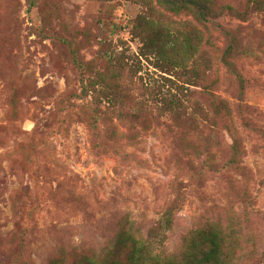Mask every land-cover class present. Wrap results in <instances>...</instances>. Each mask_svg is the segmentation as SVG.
I'll list each match as a JSON object with an SVG mask.
<instances>
[{
  "label": "rangeland",
  "instance_id": "1",
  "mask_svg": "<svg viewBox=\"0 0 264 264\" xmlns=\"http://www.w3.org/2000/svg\"><path fill=\"white\" fill-rule=\"evenodd\" d=\"M144 11L133 0H0V264H49L62 248L101 247L126 221L146 238L164 209L171 225L157 228L158 251L179 250L191 230L220 219L242 235L231 264H264V13L226 11L207 24L208 80L185 84L197 127L157 116V97L139 109L153 78L171 77L140 57L122 107L132 123L113 117L125 133L114 146L86 122L93 95L81 96L88 72L79 65L98 70L100 54L137 55L131 21ZM223 29L237 38L233 69L221 60ZM211 95L228 101L230 116L216 114ZM100 107L110 108L105 99ZM16 230L23 246L11 241Z\"/></svg>",
  "mask_w": 264,
  "mask_h": 264
},
{
  "label": "trees",
  "instance_id": "2",
  "mask_svg": "<svg viewBox=\"0 0 264 264\" xmlns=\"http://www.w3.org/2000/svg\"><path fill=\"white\" fill-rule=\"evenodd\" d=\"M133 1L145 6L144 13H140L131 21L132 33L140 41L138 54L133 57L121 52L100 54L98 60L103 67L98 70L92 69L90 62L79 65L80 69L84 67L88 72L86 80H81V96L90 93L93 95L92 117L86 122L96 137L101 136L108 142L113 139L114 146L118 145L119 137H125V133H119L118 124L114 123L113 117L120 120L121 125L132 123L126 120V111L122 107L123 99L126 98L124 93L131 88L135 76L143 68L140 57L171 77L158 74L159 78H153L159 84L155 91L149 93V88L145 87L140 101L137 102L139 109L149 107L148 102L157 97V116L168 114L178 126L191 124L197 127V120L190 106L193 97L185 84L199 86L208 80L207 70L211 62L207 49L212 42L207 24L226 11L241 19L248 16L250 8L264 13V0H248L244 7L221 0ZM30 6H35V2L30 3ZM157 6L172 15L189 13L192 19L164 17L162 15L165 14ZM222 32L228 43L222 49L221 60L228 68L233 69L237 38L229 29H223ZM150 93L153 96L147 99ZM103 99L108 102L110 108L100 107ZM208 99L216 114L230 116L231 110L227 100L213 95ZM133 116L134 120L140 117ZM230 162L234 164L233 159ZM163 211V220L159 221L158 229L163 228L162 226L170 228L171 225L169 210ZM232 223H224L218 219L200 225L184 237L179 250L164 253L158 251V246L163 243V236L158 239L160 232L157 228L151 230L144 238L132 222L126 221L105 245L82 246L78 247L76 252L62 248L49 264H231L242 241L240 229L234 228ZM11 241H17L23 246L22 232L16 230Z\"/></svg>",
  "mask_w": 264,
  "mask_h": 264
}]
</instances>
